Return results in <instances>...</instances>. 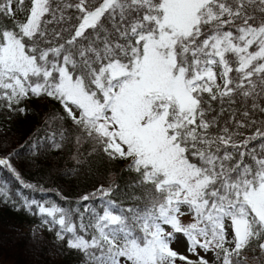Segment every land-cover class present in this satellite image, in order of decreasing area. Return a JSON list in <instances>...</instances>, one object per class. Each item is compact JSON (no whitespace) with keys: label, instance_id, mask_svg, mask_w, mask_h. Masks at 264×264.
I'll return each instance as SVG.
<instances>
[{"label":"snow or ice","instance_id":"6c2138e0","mask_svg":"<svg viewBox=\"0 0 264 264\" xmlns=\"http://www.w3.org/2000/svg\"><path fill=\"white\" fill-rule=\"evenodd\" d=\"M0 170L72 264H264V0H0Z\"/></svg>","mask_w":264,"mask_h":264},{"label":"trees","instance_id":"16d2710c","mask_svg":"<svg viewBox=\"0 0 264 264\" xmlns=\"http://www.w3.org/2000/svg\"><path fill=\"white\" fill-rule=\"evenodd\" d=\"M26 130V125H16L13 132L9 133L13 139L22 134ZM27 179L31 176L26 175ZM39 178V177H36ZM8 182L9 187L14 190L19 186L15 180L5 171L0 170V183ZM79 186L73 191H78ZM30 196H35L39 199V193H26ZM44 197L49 200H58L54 192L44 194ZM0 221L4 227L11 233L0 232V257L11 260L15 264H72V258L66 255L57 254L52 247L51 237L48 236L43 243L34 244L30 235V229L33 226L31 217H21L12 209H4L0 207ZM8 238V240H5ZM6 241V243H5ZM16 247L20 254L14 255L12 248Z\"/></svg>","mask_w":264,"mask_h":264},{"label":"rangeland","instance_id":"374dc122","mask_svg":"<svg viewBox=\"0 0 264 264\" xmlns=\"http://www.w3.org/2000/svg\"><path fill=\"white\" fill-rule=\"evenodd\" d=\"M0 232H2V233L5 232L7 234L11 233L9 230H7L4 227V225L2 224L1 221H0ZM5 240H8V238H5ZM5 243H6V241H5ZM12 249H13L12 252H13L14 255L18 256L20 254V251L16 247H13ZM0 264H15V263L13 261H11V260H7V259H4V258L0 257Z\"/></svg>","mask_w":264,"mask_h":264}]
</instances>
